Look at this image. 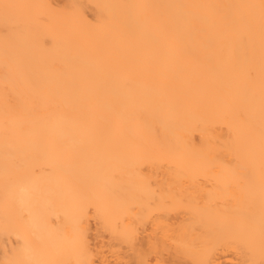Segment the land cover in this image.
I'll use <instances>...</instances> for the list:
<instances>
[{
	"label": "bare ground",
	"instance_id": "bare-ground-1",
	"mask_svg": "<svg viewBox=\"0 0 264 264\" xmlns=\"http://www.w3.org/2000/svg\"><path fill=\"white\" fill-rule=\"evenodd\" d=\"M228 259L264 264V0H0V264Z\"/></svg>",
	"mask_w": 264,
	"mask_h": 264
},
{
	"label": "rangeland",
	"instance_id": "rangeland-1",
	"mask_svg": "<svg viewBox=\"0 0 264 264\" xmlns=\"http://www.w3.org/2000/svg\"><path fill=\"white\" fill-rule=\"evenodd\" d=\"M229 260V261H228ZM226 260L227 261V264H232L235 262V260L233 259L232 261L230 259Z\"/></svg>",
	"mask_w": 264,
	"mask_h": 264
},
{
	"label": "snow or ice",
	"instance_id": "snow-or-ice-1",
	"mask_svg": "<svg viewBox=\"0 0 264 264\" xmlns=\"http://www.w3.org/2000/svg\"><path fill=\"white\" fill-rule=\"evenodd\" d=\"M7 7V6H6Z\"/></svg>",
	"mask_w": 264,
	"mask_h": 264
}]
</instances>
